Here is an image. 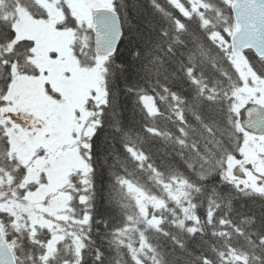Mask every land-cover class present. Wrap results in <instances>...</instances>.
I'll return each mask as SVG.
<instances>
[{"label": "snow or ice", "instance_id": "1", "mask_svg": "<svg viewBox=\"0 0 264 264\" xmlns=\"http://www.w3.org/2000/svg\"><path fill=\"white\" fill-rule=\"evenodd\" d=\"M0 264H264V0H0Z\"/></svg>", "mask_w": 264, "mask_h": 264}, {"label": "trees", "instance_id": "2", "mask_svg": "<svg viewBox=\"0 0 264 264\" xmlns=\"http://www.w3.org/2000/svg\"><path fill=\"white\" fill-rule=\"evenodd\" d=\"M121 58L124 60H127L128 58L127 45L121 50Z\"/></svg>", "mask_w": 264, "mask_h": 264}]
</instances>
